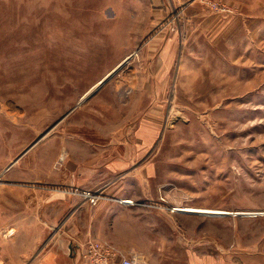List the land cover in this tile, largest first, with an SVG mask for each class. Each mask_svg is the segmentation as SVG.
<instances>
[{
  "label": "rangeland",
  "instance_id": "1",
  "mask_svg": "<svg viewBox=\"0 0 264 264\" xmlns=\"http://www.w3.org/2000/svg\"><path fill=\"white\" fill-rule=\"evenodd\" d=\"M23 158L262 260L264 0H0V167Z\"/></svg>",
  "mask_w": 264,
  "mask_h": 264
},
{
  "label": "crops",
  "instance_id": "2",
  "mask_svg": "<svg viewBox=\"0 0 264 264\" xmlns=\"http://www.w3.org/2000/svg\"><path fill=\"white\" fill-rule=\"evenodd\" d=\"M81 173L24 158L0 167V264H89L83 247L103 240L134 264H212L213 241H198L176 211L150 208L143 198L92 206Z\"/></svg>",
  "mask_w": 264,
  "mask_h": 264
},
{
  "label": "built area",
  "instance_id": "3",
  "mask_svg": "<svg viewBox=\"0 0 264 264\" xmlns=\"http://www.w3.org/2000/svg\"><path fill=\"white\" fill-rule=\"evenodd\" d=\"M85 196L92 204H97L99 200V196L92 192H86ZM83 251L84 258L89 264H134L120 250L106 242L91 241L83 247Z\"/></svg>",
  "mask_w": 264,
  "mask_h": 264
},
{
  "label": "bare ground",
  "instance_id": "4",
  "mask_svg": "<svg viewBox=\"0 0 264 264\" xmlns=\"http://www.w3.org/2000/svg\"><path fill=\"white\" fill-rule=\"evenodd\" d=\"M100 84V82L98 83ZM63 159L65 158L62 157ZM124 202H130V200L126 199V200H123ZM172 210H177V211H184V212H190V213H202V214H221V213H225L227 211L225 210H222V209H211V208H198V207H175V208H172ZM246 213V212H245ZM248 213V212H247ZM250 213V212H249ZM227 214V213H226Z\"/></svg>",
  "mask_w": 264,
  "mask_h": 264
}]
</instances>
